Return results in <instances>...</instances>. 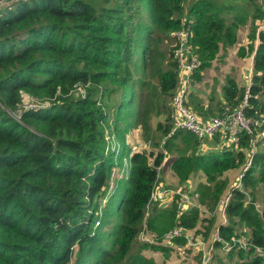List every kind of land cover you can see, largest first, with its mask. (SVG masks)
Returning <instances> with one entry per match:
<instances>
[{"label": "trees", "instance_id": "16d2710c", "mask_svg": "<svg viewBox=\"0 0 264 264\" xmlns=\"http://www.w3.org/2000/svg\"><path fill=\"white\" fill-rule=\"evenodd\" d=\"M260 1L257 5L251 0L246 15L217 0L189 5L185 21L192 32V51L201 62L194 82H201L221 49L236 44L240 25L264 19V0ZM147 2L150 23L141 18L143 0H0V264H166L140 253L149 250L168 257L171 248L162 245L161 237L174 227L208 240L215 217L201 220L198 209L177 216L174 201L163 208L151 201L162 166H169L180 185L202 173L205 180L196 187L198 205L213 213L227 189L224 175L244 166L249 156L252 162L241 179V190H230L223 213L226 221L216 227L218 240L212 249L226 259L215 256L208 264H264V151L255 150L264 146V136L242 132L237 150L215 149L222 141L218 134L210 140L214 149L200 155L194 135L173 131L171 100L177 81L173 47L167 60L159 59V65L166 62L165 70L152 74L156 86L145 78L135 83L133 72L121 79L130 98L110 122L116 153L107 151L104 110L96 101L69 95L74 86L99 85L112 78L119 83L125 73L123 59L131 55V63L139 42L142 70L153 65V36L181 29L185 0ZM230 13L233 20L228 23L225 16ZM136 15L138 20L132 23ZM251 26L252 44L239 56L254 52L244 117L257 119L264 114V28ZM138 84L139 92L145 87L150 92L139 99ZM221 93L223 102L235 108L245 90L228 77ZM26 97L57 102L24 110L17 120L11 112ZM217 104L205 111L192 95L188 107L201 117L215 116L220 112ZM160 116L164 121L153 129L152 118ZM137 128L149 151L126 147L125 136ZM110 183L112 190L102 204ZM115 199L118 223L106 230ZM143 224L145 234L154 236L158 244L140 243L129 261ZM185 242L180 238L175 245ZM192 264H202L201 254Z\"/></svg>", "mask_w": 264, "mask_h": 264}, {"label": "rangeland", "instance_id": "374dc122", "mask_svg": "<svg viewBox=\"0 0 264 264\" xmlns=\"http://www.w3.org/2000/svg\"><path fill=\"white\" fill-rule=\"evenodd\" d=\"M217 1L218 3L220 2L230 7L232 10H235L236 12H239L240 15H246V10L248 8L251 9L250 7L252 5L251 0H217ZM143 2L145 5L143 6L144 12H142L141 18L142 20H146L150 23L151 18L149 14V8H148V14L145 10L147 9L148 2L147 0H143ZM193 2L194 0H185V3H184L185 9H187L189 5L192 4ZM254 3L257 5L258 4L260 5L261 1L255 0ZM232 15L233 13L232 14L230 13L225 16V19L227 20L228 23H230L233 20ZM138 17L139 16L136 15L134 18H132V23H136L138 20ZM251 24L255 27V22H252V19H249L244 25H240L237 28V30L240 27H243L244 31H247V35L250 36L251 31H252ZM153 37H154V41L152 44L153 46H155L154 48L155 52L153 53L156 54L155 56L156 59L153 60V65L151 66L148 65L147 68H145V71L142 70V62H141L142 55H141V50L138 49L139 47L142 48L141 46L142 42H139L138 44L139 46L136 48V52L133 54L132 59L130 60L131 63H129V59L131 55L123 59V64L125 65V73L122 76H120L119 83L115 82L117 79L114 80V78H112V79L106 80L105 82L99 85H91V86L87 85L85 87L74 86L69 92L70 97L78 99V98L87 96V98H89L90 100L96 101L97 107H101L104 110V113L107 115L106 122H111L113 120L114 113L117 111L121 103L129 102L130 94H128V91H126L125 89L127 83L123 84L122 83L123 81H121L122 78H124L123 80H125V78L127 77V72L129 73L133 72L131 76L134 78L133 81L135 83L136 82L141 83L142 78H145L151 85L156 86L157 85L156 78H153L152 74L155 73L156 69H160V71L165 70L166 62L164 61L162 64L159 65L160 63L159 59L164 58L165 60H167L169 50L171 47L174 46V39L170 37L169 35L165 36L162 33L155 35ZM156 37H158V39L155 42ZM241 49L242 47H239L238 49H236L237 51L236 58L235 57L228 58L227 56H228L229 51H224L221 49L216 59L211 62L210 67L206 69V72L204 71L205 73L202 76V80L200 82L201 85L197 84V86L194 87V92H193L194 94L192 95L200 99L202 105L204 106L205 111L207 110V107L210 104L216 105L218 102L219 104L223 103V100L221 98L222 97L221 92L225 84L226 78L228 77L233 78L238 88H242L246 90V87L249 83V78L251 77L252 74L248 75L246 73V68L248 67V64H249V60L247 61V59L249 58L247 56L245 61H241V57L239 56V52ZM233 55H235V51ZM137 87H139V84L135 86V90H137ZM127 89L130 90L129 86L127 87ZM79 91H85V92L83 94H80ZM141 91L137 92L138 93L136 95L137 99H139V95H142L144 97V96H147L148 93H150L146 87ZM211 99H213V101ZM39 101H43V102H39ZM55 102H57L55 101V98L48 99V100L47 99H37V101L31 100L30 98H27V99L24 98L20 108L16 110L14 113L11 112V115L12 117L19 120V116L24 111V108H29V107L36 106V105L37 106L41 105L42 107L47 106V105L49 106L50 104L52 105V103H55ZM217 107H218V104H217ZM207 114L208 112H206V115ZM208 116H211V115L208 114ZM163 121H164V118L162 116L152 118L151 120L152 128L154 129L155 125L158 122H163ZM108 126L110 125L108 124ZM125 145L126 147L132 149L133 152L149 151L148 150L149 148L146 145H144L143 140L141 138L140 128L131 130L125 136ZM178 145H181V144H179L178 142ZM183 147L185 148V146ZM214 147L215 145L213 142L205 141L203 145L201 146V148H198V154L203 155L205 153H208L212 151ZM215 149L217 148L215 147ZM255 150L256 152L264 151V146L261 147L257 145L255 146ZM107 151L109 155L116 153L118 151L116 142L114 145L110 144V146H108ZM190 153H191V149L189 148L188 154ZM126 162H127V159L123 160L122 162L123 165H125ZM239 172H240V169L232 170V171L227 172L224 175V179L227 180L228 185H227V189L223 192L221 198H223L228 193V191L231 190V188L233 187V184H235L236 182ZM204 180L205 178L203 177L202 173L197 172V173H194L193 176H191V178L188 181V184L189 186L194 188V186L197 187V185L204 182ZM160 181L163 183L162 184L164 186L163 188L168 187L170 189H173V188L177 189L178 187L184 185V184L183 185L179 184L177 177L171 171L169 166H165V165L162 166ZM108 196L109 195L107 194V198ZM117 203H118V200L115 199L113 202V207L111 208V210L109 211L107 215L106 222H105L106 230L111 229L113 226L116 225V223H118V217L115 212ZM169 205L170 204L168 203H164L159 206L160 208H163V207H169ZM256 206L258 207V210H260L261 205L257 203ZM202 209H205V208L202 207ZM222 212L223 211L219 210L218 208H216L213 213H209L206 209L205 211H201L200 213L201 220L202 219L209 220L211 217H215V225L211 230V234L208 240H204L202 236L194 237V235L191 234L192 239L190 240L192 241L191 243L190 242L189 243L193 246L188 245V244L179 245L177 246V247H180L179 250L177 248L170 249V251L168 252V257L166 258L160 252L151 253V252L144 251V252H141L140 255H143L147 257L148 259H152L153 261L165 262L166 264H192L194 263L195 257H197L199 254H201L203 262L207 261L208 259V262L206 264L210 263L211 261L213 262L212 257H215V256H221L226 259L225 254H223L220 250L215 251L214 249H212L213 244H214L212 239L215 236L216 227L218 224L225 223L226 221ZM139 244L140 242L137 240L135 243H133L131 250H130L131 253H129V257H130L129 261L132 260L137 255L133 252L134 250H136ZM199 249L202 251H200Z\"/></svg>", "mask_w": 264, "mask_h": 264}, {"label": "built area", "instance_id": "2783aa9c", "mask_svg": "<svg viewBox=\"0 0 264 264\" xmlns=\"http://www.w3.org/2000/svg\"><path fill=\"white\" fill-rule=\"evenodd\" d=\"M184 5L185 4H183V25L181 29L169 34V36L174 39L172 58L173 60H175L177 65V81L171 100V109L173 118L175 120L173 131L179 130L191 133L199 141V148H201L205 141H210L219 134L221 135L222 141L218 145H216L217 149L232 148L237 150L239 135L242 132H246L247 134L252 135L253 132L258 131L261 132V136H264V114L259 116L257 119H246L244 117V109H246L247 107V98L249 88L251 86V77L249 78V83L246 87V92L243 100L235 108H231L229 105L223 102L221 103L219 114L215 116L207 115L205 117H201L188 107L189 98L194 92V87L197 86V83L194 82L193 75L199 69L201 62L198 55L192 51V32L189 26L186 25L185 21V16L187 14L188 8L185 9ZM262 12L264 14V3L262 6ZM255 24L258 27V30L263 29L264 19L258 22L255 21ZM250 74H252V71L249 73V75ZM84 92L85 91H79L80 94H83ZM85 98H87V96L79 99ZM37 107L42 106L36 105L29 108H24V110L34 109ZM107 123L110 126H108V124L105 125V139L108 143V146H110V144L114 145L116 141L114 137V129L111 126L110 122ZM255 143L256 139H253L251 142L252 149L254 148ZM254 152L255 150L253 149L252 155L254 154ZM251 162L252 156L248 157L245 165L240 168V172L238 174L236 182L235 184H233V187L231 189L241 190V179L245 172L251 166ZM112 186V183H110V188L107 191L105 198L102 200V204H105L107 202V194L109 195L110 190H112ZM163 187V185H157L154 187L151 195V201L158 202L159 205H162L164 203L170 204L174 201L177 216H180L192 209H198L200 213L201 211H205V209H202V207L198 205L199 194L196 191L195 186L194 188H192L191 186H189L188 182H186L183 186H180L177 189ZM175 197L177 198L174 199ZM229 198L230 190L223 198L220 199L218 203L217 208L219 210H222V213H224V209L228 203ZM97 225L98 223L96 224V226ZM144 231L145 225L143 224L138 232L137 241H139L141 244L147 243L149 245H157V239L152 235L145 234ZM180 238H185V244L191 245L190 243L192 240L190 239H192V236L190 232H188L183 227H174L166 231L161 237L162 245L167 248H177L179 250L180 247H177L175 243L176 240ZM212 240L213 242L218 240L217 234H215ZM159 243L161 244V242ZM207 262L208 259L207 261H202V264H206Z\"/></svg>", "mask_w": 264, "mask_h": 264}, {"label": "crops", "instance_id": "0c3cea01", "mask_svg": "<svg viewBox=\"0 0 264 264\" xmlns=\"http://www.w3.org/2000/svg\"><path fill=\"white\" fill-rule=\"evenodd\" d=\"M195 1L196 0H194V2ZM242 32H243V34H242ZM236 35H237L236 44L231 49H227V51H229L228 56H227L228 58H231V57H235L236 58V53H237L236 49H238L239 47H242V48H244L246 50L247 47L252 44V42L249 40V35H247V31H244L243 27H240L237 30ZM256 45H257V42H256ZM234 51H235V55H233ZM253 57H254V52L252 53V55L248 56L249 59H247V61L249 60L248 67L246 68V73L248 75L252 71ZM245 60H246V57L241 58V61H245ZM205 72H206V70H205ZM204 73H203V75H204ZM197 84H200V83H197ZM162 184L163 183L160 181V183L158 185H162ZM147 252H151V251L148 250ZM151 253H155V252H151Z\"/></svg>", "mask_w": 264, "mask_h": 264}]
</instances>
